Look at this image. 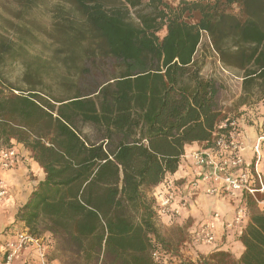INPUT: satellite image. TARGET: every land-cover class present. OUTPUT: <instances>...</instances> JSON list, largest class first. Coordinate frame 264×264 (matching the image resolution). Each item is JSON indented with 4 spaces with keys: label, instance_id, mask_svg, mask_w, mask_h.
Returning a JSON list of instances; mask_svg holds the SVG:
<instances>
[{
    "label": "trees",
    "instance_id": "obj_1",
    "mask_svg": "<svg viewBox=\"0 0 264 264\" xmlns=\"http://www.w3.org/2000/svg\"><path fill=\"white\" fill-rule=\"evenodd\" d=\"M48 1L0 11V147L22 144L44 172L15 222L52 236L66 264H195L172 261L153 190L226 117L196 57L205 31L232 36L221 59L264 96V0H55L46 24L33 14ZM263 199L246 197L242 254L199 264H264Z\"/></svg>",
    "mask_w": 264,
    "mask_h": 264
},
{
    "label": "built area",
    "instance_id": "obj_2",
    "mask_svg": "<svg viewBox=\"0 0 264 264\" xmlns=\"http://www.w3.org/2000/svg\"><path fill=\"white\" fill-rule=\"evenodd\" d=\"M263 108L264 98L253 108L245 111L246 115H252ZM239 117H225L212 130V138L199 150L193 151L190 155L182 158L187 160L190 157L192 165L189 164L194 177L184 182V192L178 198L179 180L165 177L162 183L154 188L153 195L156 199L158 218L173 220L182 215L188 207L190 198L194 192L190 189H198L199 186L208 183L205 189L208 195H231L239 193L240 203L234 211L233 221L227 223L229 228L242 227L247 215L246 197L254 196L257 192L264 191L263 176L258 172L255 164L261 157L260 141L252 145L255 153V164L252 166L241 154L246 149L247 139L242 134L239 125ZM264 138V137H263ZM23 160V154L18 146L0 147V171L15 168ZM181 163V162H180ZM185 177V176H184ZM184 179L183 177L180 178ZM7 190L5 180L0 177V198L4 197ZM221 213L215 210L212 219L202 223L194 231V240L200 244L212 245L217 240V221ZM45 237L32 236L27 229L16 232L13 238L4 245V263L13 264L17 254L25 247L32 245L39 257L38 264H52L47 257ZM156 256V254H154Z\"/></svg>",
    "mask_w": 264,
    "mask_h": 264
},
{
    "label": "crops",
    "instance_id": "obj_3",
    "mask_svg": "<svg viewBox=\"0 0 264 264\" xmlns=\"http://www.w3.org/2000/svg\"><path fill=\"white\" fill-rule=\"evenodd\" d=\"M224 30V29H223ZM203 44V45H202ZM202 45L203 56V69L202 74H204L205 70H208V73L205 74V78L213 79L216 81L219 80V75L227 74L226 76L233 77L238 80L239 83V112L234 117L241 118L239 121V125L242 129L243 136L247 139L246 149L242 151V155L246 159L248 163H251L253 166L255 164V153L253 151L252 145L254 143L260 141V152L261 157L257 164H255L258 172L263 176L264 180V117L262 115L263 108L259 106V111L253 113L252 115H246L245 111L253 108L257 105L264 96L261 95L258 87H255L250 91L251 94L245 96V91L243 89V79H244V70L238 68L236 66H228L221 59L220 54L225 52H234L236 51L237 46H235L233 42L232 36H226L222 30L218 32H214V38H212L207 31H205L202 35L201 42L198 47V51L196 57L198 58V53L200 51ZM199 59V58H198ZM200 60V59H199ZM213 63V65H212ZM204 71V72H203ZM218 86V94H219V85ZM218 97V96H217ZM218 101V99H217ZM218 107L222 111L220 103L218 102ZM224 115V114H223ZM217 125V124H216ZM206 144V141H195L191 144L185 146L184 157L190 155L193 151L199 150ZM18 150L21 154L22 148L18 146ZM24 157V154H23ZM183 157V158H184ZM182 158L181 163L179 165L178 170L174 174H168L167 177H171L173 179L180 180L181 177L190 181L194 175L192 174L191 169L188 168V164L192 165V161L190 157H187V160ZM33 160V159H32ZM34 165H36L40 170L42 168L34 161ZM22 165V164H21ZM19 165L15 168L9 170L0 171V177L5 180L6 194L4 197L0 198V210H4L5 208H9L11 200H15L13 196L14 187L17 188L18 177L22 173H24V168ZM21 166V167H20ZM187 172V173H186ZM42 174L44 172L42 170ZM185 176V177H184ZM43 179V178H42ZM16 182V185L14 184ZM185 181L178 182V198L180 199L184 192V183ZM208 183L199 186L198 189H190L194 192L193 196L188 197V207L184 209L181 216L169 220L168 218H163L165 221L178 222L181 224L183 220L190 219L195 220L196 223L208 222L212 219V213L215 210H218L221 213V218L217 221V240L212 245L199 244L196 246L198 253L192 258L194 261L195 258H198L200 255L208 254L215 249H224L228 250L235 257H239L243 252V246L239 240L240 227H231L227 226V223L233 221L234 219V211L236 206L240 203L241 197L239 193H235V196L231 195H208L205 192ZM264 192V191H263ZM211 218V219H209ZM199 225V226H200ZM198 226V227H199ZM197 227V228H198ZM14 236V235H13ZM11 236L9 239L13 238ZM7 239V241L9 240ZM6 241V242H7ZM2 259L4 260V248L1 250ZM21 259L23 263L28 262V264H38L39 257L37 255V251L34 246L29 245L23 248L16 256L13 264L17 262V260Z\"/></svg>",
    "mask_w": 264,
    "mask_h": 264
},
{
    "label": "rangeland",
    "instance_id": "obj_4",
    "mask_svg": "<svg viewBox=\"0 0 264 264\" xmlns=\"http://www.w3.org/2000/svg\"><path fill=\"white\" fill-rule=\"evenodd\" d=\"M6 3V0H0V11L3 12L1 5ZM55 0H50L46 3V6L38 9L34 12L33 16L41 23H49L50 20V8L55 5ZM11 6H15V4H10ZM5 17H11L10 14H7L5 11L3 12ZM1 22V21H0ZM203 45V44H202ZM202 45L200 51L198 53V58L203 62L202 57ZM41 45L35 46V51H40ZM213 65V63H212ZM6 76L14 83H20V77L22 73V67L19 63H9L7 67H5ZM204 72V71H203ZM208 73V70H205L204 74ZM227 75V74H226ZM225 74L219 75V80H217V84L219 85V94H218V102L223 108V114L226 117H234L239 112V83L235 78H231L226 76ZM16 146L21 147L23 150V160L18 163L17 166L21 165L24 168V173L22 176L20 175L18 179V183H14L16 187H14L13 196L15 200H11L9 208H5L4 210H0V250L4 248V245L11 236H13L16 232L22 230L24 228L23 223L15 222V215L18 209L26 202L29 194L34 189V187L38 184L44 175L42 174V170H40L36 165H34V160H32V154L28 149H25L22 144H17ZM20 166V167H21ZM190 169L189 164L187 165ZM187 173V172H186ZM180 181H186V179H181ZM258 208L264 209V199L259 200L257 202ZM248 217H250V209H247ZM247 217V219H248ZM211 219V218H209ZM210 221V220H209ZM157 224L160 227L162 235H164L167 240L172 243V261L175 263L183 262H194L195 264H199V260L203 255H200L198 258H195L193 261L192 258L199 251L196 246L199 245V242L194 240V231L200 225V223H196L195 220L185 219L181 224L178 222L165 221L163 218L157 219ZM239 228V227H238ZM45 242H46V250L47 257L51 261L52 264H66L68 257L63 255L57 247L56 241L49 234H45ZM182 240V241H181ZM209 254V253H208ZM207 255V254H204ZM169 256V255H168ZM170 257V256H169ZM0 264H5L2 259V254L0 251ZM15 264H28V262L23 263L21 259L17 260Z\"/></svg>",
    "mask_w": 264,
    "mask_h": 264
}]
</instances>
